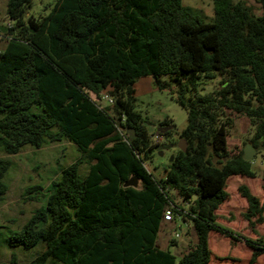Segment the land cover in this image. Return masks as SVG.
I'll use <instances>...</instances> for the list:
<instances>
[{
	"label": "trees",
	"instance_id": "obj_1",
	"mask_svg": "<svg viewBox=\"0 0 264 264\" xmlns=\"http://www.w3.org/2000/svg\"><path fill=\"white\" fill-rule=\"evenodd\" d=\"M212 1L214 19L205 23L182 0H58L40 19L28 16L33 0H8L13 26L0 52V147L17 155L67 139L81 154L52 183L45 206L8 238L11 248L44 244L28 264H210L212 233L239 241L217 212L230 178L257 174L244 150L229 148L227 112L250 121V143L264 151V0L262 16L242 0ZM146 77L187 113L180 134L187 152L177 149L163 179L146 167L164 145L153 141L137 108L135 85ZM218 77L219 87L200 93ZM104 92L114 99L106 108L97 102ZM167 126L173 129L172 120L159 123ZM10 168L0 159V202ZM132 178L141 186L125 187ZM174 191L188 210L175 203ZM238 191L254 229L264 223V203L245 185ZM167 209L173 222L164 220ZM179 218L192 225V240L178 258L171 248L180 233L164 238L167 248L159 235ZM246 242L249 264H256L264 241ZM18 262L13 255L0 264Z\"/></svg>",
	"mask_w": 264,
	"mask_h": 264
},
{
	"label": "rangeland",
	"instance_id": "obj_2",
	"mask_svg": "<svg viewBox=\"0 0 264 264\" xmlns=\"http://www.w3.org/2000/svg\"><path fill=\"white\" fill-rule=\"evenodd\" d=\"M57 1L33 0L28 16L37 19L47 16ZM242 1L246 2L257 16H262L260 0ZM7 4L8 0H0V52L8 40L9 28L13 26L7 18ZM182 5L205 23H210L214 19L212 0H182ZM220 81L221 79L218 77L206 82L200 87V93L212 92L219 87ZM104 95L109 94L104 92L102 98L97 100L102 108L110 105L104 99ZM137 108L144 116L148 117L147 128L151 134H154V137L159 127V123L154 119H169L173 122L174 127L170 136L167 139L162 137V142L158 143H164L167 147L160 152L157 151L152 162L146 164L150 172L154 173L158 179H163L165 167L170 164L177 152L181 139L180 134L187 127V113L175 103L169 92L159 91L153 86L150 92L138 96ZM227 118L232 124L229 132V148L231 152L245 151L248 146L252 148L250 155L253 158L252 166L257 178L232 177L227 181L226 192L229 197L217 212L218 223L239 236V241L212 233L210 235L212 251L210 264H249L252 250L247 246L246 240L264 241V223L256 225L253 229L245 220L244 214L248 211V203L240 195L238 189L242 185L247 186L251 193L258 197L261 203H264V151H258L251 145L254 129L246 117L228 111ZM172 142L175 146H171ZM80 157L81 154L76 146L67 139L60 142H49L41 149L27 146L21 149L17 155H7L0 147V159H7L11 162V168L5 178V183L9 188L8 193L0 202V263H8L11 257L16 255L19 264H28L45 250L43 243H39L32 249L11 248L8 245V238L18 232L36 210L45 206L47 196L53 190L52 183L59 180L62 171L77 162ZM87 171L88 164H82L80 174L85 176ZM140 186L139 182L137 187ZM171 195L177 205L184 207L185 210L189 209L190 203H183L184 200L178 196L176 191ZM177 223L181 228L180 231L178 230L181 236L177 239L179 245L172 247L171 251L179 258L184 244L187 245L188 241L192 240V236L188 233L192 225L185 224L181 218L177 220ZM164 238H166L164 233L159 235V245L162 247H165ZM167 238L171 239L173 235L169 233ZM47 264L59 263L48 261ZM256 264H264V256L260 257Z\"/></svg>",
	"mask_w": 264,
	"mask_h": 264
},
{
	"label": "water",
	"instance_id": "obj_3",
	"mask_svg": "<svg viewBox=\"0 0 264 264\" xmlns=\"http://www.w3.org/2000/svg\"><path fill=\"white\" fill-rule=\"evenodd\" d=\"M2 30V29H1ZM5 32V30H2ZM172 127H158L157 129V132L155 134V136H160L161 134H165L166 132H169L171 131ZM135 130H127V134L129 135L130 137V140H133L135 138ZM172 146V145H171ZM167 146L164 144V145H161L157 148V151L160 152L162 150H164ZM187 147H188V144L186 142L185 139H180V142L178 143V149L184 153L187 152ZM252 148L250 146H248L246 148V150L244 151V158L245 160L247 161H253V158L252 156L250 155V152H251ZM173 161V158L171 159V162ZM138 183L139 181L136 179V178H132L129 182H127L125 184V187H137L138 186ZM197 195L194 196V199H197Z\"/></svg>",
	"mask_w": 264,
	"mask_h": 264
},
{
	"label": "crops",
	"instance_id": "obj_4",
	"mask_svg": "<svg viewBox=\"0 0 264 264\" xmlns=\"http://www.w3.org/2000/svg\"><path fill=\"white\" fill-rule=\"evenodd\" d=\"M135 89H136V97L137 98H138V96L140 94H144V93L150 92L152 90V78H147L146 77V78L140 79V81L136 83ZM164 120H166V119H164ZM164 120L154 119V121L158 122V123L163 122ZM236 177L237 176H235L234 178H236ZM177 220H175L174 223H166V225L164 227V230L161 232V233H164L166 238H167L168 233H172L174 235L175 234L174 231L176 229L179 230V231L181 230V228L178 226ZM185 224H190V223H185ZM209 243H210V241H209ZM164 244H165V248H167V239H166Z\"/></svg>",
	"mask_w": 264,
	"mask_h": 264
},
{
	"label": "built area",
	"instance_id": "obj_5",
	"mask_svg": "<svg viewBox=\"0 0 264 264\" xmlns=\"http://www.w3.org/2000/svg\"><path fill=\"white\" fill-rule=\"evenodd\" d=\"M104 99L110 104V105H112V104H114V99L111 97V96H109V95H104ZM162 137H160V136H155L154 138H153V141L155 142V143H160V141L162 142ZM164 220H165V222H173V213H172V211H171V209H167V211H166V214H165V216H164ZM175 236L176 237H179V233L178 232H175Z\"/></svg>",
	"mask_w": 264,
	"mask_h": 264
},
{
	"label": "clouds",
	"instance_id": "obj_6",
	"mask_svg": "<svg viewBox=\"0 0 264 264\" xmlns=\"http://www.w3.org/2000/svg\"><path fill=\"white\" fill-rule=\"evenodd\" d=\"M161 136V135H160ZM161 137H163V136H161ZM162 144V143H161Z\"/></svg>",
	"mask_w": 264,
	"mask_h": 264
}]
</instances>
